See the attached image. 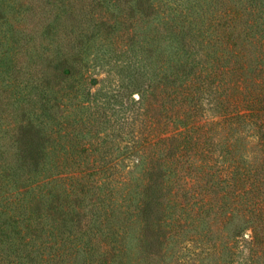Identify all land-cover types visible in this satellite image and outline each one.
<instances>
[{"label":"trees","instance_id":"1","mask_svg":"<svg viewBox=\"0 0 264 264\" xmlns=\"http://www.w3.org/2000/svg\"><path fill=\"white\" fill-rule=\"evenodd\" d=\"M101 54L145 78L131 117ZM243 234L264 264V0H0V264H237Z\"/></svg>","mask_w":264,"mask_h":264},{"label":"rangeland","instance_id":"2","mask_svg":"<svg viewBox=\"0 0 264 264\" xmlns=\"http://www.w3.org/2000/svg\"><path fill=\"white\" fill-rule=\"evenodd\" d=\"M24 8L26 9V5L24 6ZM22 11L24 12V9H22ZM20 35L23 36L24 34L20 33ZM92 55H94V52H92ZM103 55L104 54H101L99 57H97V59L93 58V60H91L88 72L89 74L96 76L97 80L92 85H90V89L92 90V92L97 93V97H99L101 101L110 99V104H107V109L110 112L115 111L113 117H120L121 114H119V112L123 113V111H125V114L130 115L131 117L134 113V108L137 106V104L135 105V102L138 96V91L145 85V83L143 82L145 78L138 75L139 82H137L135 85L134 83H132V81H136L134 80V75L137 76L138 73L133 70V67H131V69H129L128 71H124L121 69V67H124V65L126 66V64L130 62L131 58H126L124 56L104 58ZM105 56L107 57V55ZM131 56L133 59L131 65H134V62L139 65L138 61L140 57H142L141 51H139L138 49H135V51L132 50ZM23 58L26 60V55H24ZM125 85L128 86L127 90L125 89ZM116 89L120 90L121 94L124 95L118 96L117 100L111 97L117 92ZM123 91L124 93H122ZM210 105L211 104L206 100L203 101V106L204 108H206L208 116L213 117L214 112L213 110H211ZM156 138L157 136H154L152 139ZM249 139L254 141L256 137L250 136ZM126 142H128V140L127 136L125 135V138L120 141V143L124 144ZM217 153H219V150L217 151ZM245 153L249 161L252 158V153ZM136 161L137 156H132L129 159L128 163H130V165L132 166ZM247 238L248 237L246 234L241 235L239 237V244L235 247L237 251V253L235 254V262L237 264H241V261H245L246 257L249 254V243L246 241Z\"/></svg>","mask_w":264,"mask_h":264}]
</instances>
